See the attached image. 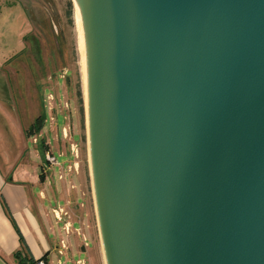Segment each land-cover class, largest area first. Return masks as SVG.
Listing matches in <instances>:
<instances>
[{
    "label": "water",
    "instance_id": "95a60500",
    "mask_svg": "<svg viewBox=\"0 0 264 264\" xmlns=\"http://www.w3.org/2000/svg\"><path fill=\"white\" fill-rule=\"evenodd\" d=\"M101 264H264V0H65Z\"/></svg>",
    "mask_w": 264,
    "mask_h": 264
},
{
    "label": "rangeland",
    "instance_id": "374dc122",
    "mask_svg": "<svg viewBox=\"0 0 264 264\" xmlns=\"http://www.w3.org/2000/svg\"><path fill=\"white\" fill-rule=\"evenodd\" d=\"M37 107L46 119L42 132L49 134L50 148L64 173L72 157L56 152L57 134L69 150L71 144L77 145L73 157L84 177L80 209L89 247L86 258L74 252L69 260L61 257L62 264H76L80 258H85V264H101L75 43L65 0H0V119L29 125L25 111ZM27 146L31 148V142ZM57 178L56 172L54 181Z\"/></svg>",
    "mask_w": 264,
    "mask_h": 264
},
{
    "label": "crops",
    "instance_id": "0c3cea01",
    "mask_svg": "<svg viewBox=\"0 0 264 264\" xmlns=\"http://www.w3.org/2000/svg\"><path fill=\"white\" fill-rule=\"evenodd\" d=\"M40 113L38 107L27 108L29 125L25 126L0 119V264H35L43 258L45 264H62L61 257L69 260L74 252L84 253L86 258L89 247L80 209L84 205V177L75 155L57 134L56 152L60 157L73 158L67 162L64 173L63 164L50 148L49 134L42 132L46 119ZM39 116H43L44 122L34 140L27 136L26 130ZM66 132L63 129L64 140ZM27 142H31V148ZM47 152L55 163L47 161ZM56 172L58 182L53 179ZM56 209L66 211L68 218L58 221ZM65 221L70 224L68 234L64 230ZM85 258L78 259L76 264H85Z\"/></svg>",
    "mask_w": 264,
    "mask_h": 264
},
{
    "label": "built area",
    "instance_id": "2783aa9c",
    "mask_svg": "<svg viewBox=\"0 0 264 264\" xmlns=\"http://www.w3.org/2000/svg\"><path fill=\"white\" fill-rule=\"evenodd\" d=\"M67 134V132L65 133V135ZM35 140V136L34 137H31ZM65 138H67V135L65 136ZM70 151L75 155V157H77V145L75 144H71L70 145ZM46 158H47V161L49 163H55V159L53 158V156L50 154V153H46ZM54 214L57 218L58 221H63L65 220L66 218H68V213L62 209H56L54 211ZM64 230L65 232L68 234L69 233V230H70V224L65 221L64 223ZM61 249L65 250V246L62 245L61 246ZM60 253H62V251H59ZM35 264H45V262L43 260H39L37 261ZM80 264V263H79Z\"/></svg>",
    "mask_w": 264,
    "mask_h": 264
},
{
    "label": "trees",
    "instance_id": "16d2710c",
    "mask_svg": "<svg viewBox=\"0 0 264 264\" xmlns=\"http://www.w3.org/2000/svg\"><path fill=\"white\" fill-rule=\"evenodd\" d=\"M43 122H44V119H43V116H39L35 122L33 124H31V126L26 130V134L29 138L31 137H36L39 133V131L41 130V127L43 125ZM46 149V147H45ZM40 260H45L44 258L43 259H40Z\"/></svg>",
    "mask_w": 264,
    "mask_h": 264
},
{
    "label": "flooded vegetation",
    "instance_id": "af4514ba",
    "mask_svg": "<svg viewBox=\"0 0 264 264\" xmlns=\"http://www.w3.org/2000/svg\"><path fill=\"white\" fill-rule=\"evenodd\" d=\"M21 5V4H20Z\"/></svg>",
    "mask_w": 264,
    "mask_h": 264
}]
</instances>
